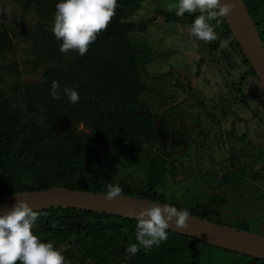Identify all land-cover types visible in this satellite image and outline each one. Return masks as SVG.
Wrapping results in <instances>:
<instances>
[{"label": "trees", "instance_id": "16d2710c", "mask_svg": "<svg viewBox=\"0 0 264 264\" xmlns=\"http://www.w3.org/2000/svg\"><path fill=\"white\" fill-rule=\"evenodd\" d=\"M57 2L13 0L16 17L6 19L0 15V198L57 186L102 192L112 183L122 188L121 194L167 202L187 208L192 215L250 230L247 223L222 222L221 214L228 203L224 194L202 192L201 197L182 195L176 199L177 192L166 186V179L176 166L172 154L164 149V141L172 140L173 135L174 140L189 146V140L185 139L188 133L172 125L167 112H161L156 102L174 101L176 87H183L194 96L196 80L202 79L205 65L216 62L217 67L226 70L228 78L224 83L226 98L218 103L221 115L216 116L215 122L220 123V117L227 119L231 114L225 129L228 138H239L247 146L251 133L264 139V85L225 19L222 17L219 24L211 22L218 38L207 42V54L200 58L196 72L183 75L186 85L180 78L163 79L167 73L158 74L157 81L150 84L145 77H149L147 66L155 60V54L147 42L132 37L134 32L146 31L159 19L191 26L199 13L178 17L175 11L161 8L136 21L132 16L142 0H117L115 15L107 28L80 56L75 51H59L61 41L51 31ZM244 2L264 42V0ZM215 52L220 55L219 60L213 56ZM52 81L58 82V91L64 86L75 89L79 102L73 105L63 94L61 99H53L49 91ZM158 82L174 88L163 92L156 86ZM199 104L205 107L200 99ZM244 121L249 129L258 128V134L252 130L239 133ZM220 139L222 148L229 139ZM227 146L225 157L231 160L227 172L245 174L248 168H256L250 170V179L264 180V164L256 165L254 149L236 147L234 142ZM243 155L247 156L245 161L241 160ZM121 169L133 171L118 177ZM197 175L208 180L212 172ZM226 177L224 173L222 182L218 179L221 186L230 190L238 185ZM241 179L238 177L237 181ZM233 182L235 185L230 186ZM218 189L213 188L215 192L225 188ZM35 211L40 215L34 234L59 248L67 264H196L200 258L214 260L215 250L236 256L237 264H264V258L170 229L168 238L159 246L147 252L141 249L133 256L125 249L136 242L134 218L77 207Z\"/></svg>", "mask_w": 264, "mask_h": 264}, {"label": "rangeland", "instance_id": "374dc122", "mask_svg": "<svg viewBox=\"0 0 264 264\" xmlns=\"http://www.w3.org/2000/svg\"><path fill=\"white\" fill-rule=\"evenodd\" d=\"M12 2L13 0H0V15L2 18L13 19L16 17V10L12 6ZM175 3L176 0H142L140 9L132 16V19L142 21L158 9L169 10V7ZM171 11H175V8H172ZM189 28L188 25L159 19L151 24L146 31L134 32L132 37L147 42L155 54V60L147 66L150 79L145 77L150 84L157 81L158 74L167 73L163 79L180 78L186 85L187 81L183 79V75L196 72L200 58L207 54V43L190 36ZM19 46L22 47L23 44ZM164 51L168 54L164 55ZM213 56L219 60L220 55L218 53L215 52ZM227 78L226 70L223 71L222 67H217L215 62L211 66L205 65L202 79L196 80L193 91L196 96L188 95V91L183 87L174 88L169 83L162 86V82L156 84V86L163 89V92L174 88V101H169L167 104L156 102L160 106L159 110L161 112H167L166 116L172 121V125L178 126L183 133H188V135H185V139L187 137L189 140V146L182 145V141L177 142L174 140L173 135L172 140L164 141V149L172 154L176 166V170L168 175L166 186L177 192L176 199L182 195L201 197L200 193L202 192L208 195L224 194L228 203L226 202L227 207L224 209L223 215L221 214L222 217L220 216L222 222L235 225H239L241 222L247 223L250 231L264 234V223L261 224V222H264V180L256 182L250 179L252 174L250 170H257L256 168H248L245 174L243 172L240 174L227 172L228 168L231 167V160L225 157L227 156L225 147L234 142L236 147H245L246 150L248 148L254 149L252 155H257V158H255L256 165H263L264 144L262 143L264 139L261 140L259 139L260 136H253L250 132L252 138H249L250 145L247 146L241 144L239 138H228L225 129L229 124V119L233 117L231 114L227 119L220 117V123L215 122L216 116L221 115H219L218 103L226 98L224 83ZM229 78L233 79L234 77ZM199 99L204 102L205 107L199 104ZM173 106L174 108H172ZM231 112L234 114L232 110ZM240 127H242V130H238L239 133L252 130L257 135L259 131L258 128H255V131L249 129L246 121L241 123ZM161 135L164 137L165 133L161 132ZM222 137L224 140H229L224 141V147L219 148L222 142L220 138ZM246 158V155L241 156L243 161ZM233 169L236 171L237 167ZM131 171L133 169L126 171L121 169L117 175L118 177L129 175ZM207 171L212 172V176L208 180L197 177V174L200 176L201 173ZM217 173L219 174L217 175ZM224 173L227 176L224 179L229 178V180L238 182V185L232 189L230 188V190L226 189V186H221L219 183L222 182L221 176ZM238 177H241L242 181H237ZM236 182L231 183L230 186H234ZM214 187L220 188L218 190L225 189L215 192ZM256 197L259 198V202L254 203ZM181 199L184 200L185 197ZM215 251H213L214 260L200 258L196 264H237L238 259L236 256H230L220 250Z\"/></svg>", "mask_w": 264, "mask_h": 264}, {"label": "clouds", "instance_id": "9594fccd", "mask_svg": "<svg viewBox=\"0 0 264 264\" xmlns=\"http://www.w3.org/2000/svg\"><path fill=\"white\" fill-rule=\"evenodd\" d=\"M234 2L176 0L169 11L175 8L178 17L185 13H199L191 23L189 35L207 43L218 38L211 22L219 24L220 18H227ZM117 6V0H58L51 31L55 39L61 41L59 51L64 54L75 51L80 56L85 55L97 35L107 28ZM59 87L57 81H52L49 91L53 99H61L63 94L69 103L75 105L79 102L80 96L75 89L64 86L58 91ZM121 193L122 188L118 184L108 183L101 195L111 202L121 198ZM136 208L124 210L127 217L136 221V242L129 243L125 249L133 256L141 249L147 252L159 246L168 238V230L173 225L177 229L187 228L191 217L187 208H177L167 202L148 200ZM39 215L24 199H17L11 209L0 211V264H67L59 248L34 234Z\"/></svg>", "mask_w": 264, "mask_h": 264}, {"label": "water", "instance_id": "95a60500", "mask_svg": "<svg viewBox=\"0 0 264 264\" xmlns=\"http://www.w3.org/2000/svg\"><path fill=\"white\" fill-rule=\"evenodd\" d=\"M224 19L264 85V42L244 0H235L233 10ZM101 193L64 186L24 190L0 198V211L11 209L17 199H24L33 210L60 206L77 207L127 217L125 209L136 208L141 203L146 204L148 200L156 201L121 194V198L109 202ZM190 216L187 228L177 229L173 225L170 230L241 254L264 258V234L220 224L192 214Z\"/></svg>", "mask_w": 264, "mask_h": 264}, {"label": "built area", "instance_id": "2783aa9c", "mask_svg": "<svg viewBox=\"0 0 264 264\" xmlns=\"http://www.w3.org/2000/svg\"><path fill=\"white\" fill-rule=\"evenodd\" d=\"M222 22V18H220V22L219 23H221Z\"/></svg>", "mask_w": 264, "mask_h": 264}]
</instances>
